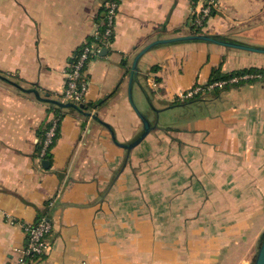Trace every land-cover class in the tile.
I'll return each mask as SVG.
<instances>
[{
    "label": "crops",
    "instance_id": "crops-1",
    "mask_svg": "<svg viewBox=\"0 0 264 264\" xmlns=\"http://www.w3.org/2000/svg\"><path fill=\"white\" fill-rule=\"evenodd\" d=\"M105 3L0 0V264H17L25 227L46 216L51 248L29 264H251L264 229V81L234 77L221 91L208 83L219 68L264 69V54L205 42L145 54L133 96L146 114L154 106L160 128L125 163L119 143L142 130L128 96L134 57L197 33L205 0H121L113 39L88 64L81 111L63 108L51 100L66 104L74 55L100 43ZM201 31L264 47V0H219ZM196 88L202 100L173 105Z\"/></svg>",
    "mask_w": 264,
    "mask_h": 264
},
{
    "label": "built area",
    "instance_id": "built-area-1",
    "mask_svg": "<svg viewBox=\"0 0 264 264\" xmlns=\"http://www.w3.org/2000/svg\"><path fill=\"white\" fill-rule=\"evenodd\" d=\"M120 1L106 0L104 20L101 25L103 30L101 35H98L100 43L96 45L86 44L74 55L71 68L66 71V87L61 95L63 102L81 104L86 101L90 86L88 76L86 75L88 64L92 59L99 57L103 49L102 47L109 45L113 39ZM218 5L219 0H208L206 4H203L195 19L196 25L203 27L206 19L211 15L213 9L218 8ZM216 84H221L220 87H222L225 85V82H215L211 84L212 88H216ZM202 91L203 89L196 88L183 95L181 94V97L191 98ZM59 121V118L54 119L45 132L40 145V160L47 158L50 149L54 145L57 138ZM52 228L50 220L46 217H42L39 222L25 227L29 237V244L24 249L16 250L19 254L17 264H29L32 261L30 258H40L49 252L51 248L49 236L52 234Z\"/></svg>",
    "mask_w": 264,
    "mask_h": 264
},
{
    "label": "water",
    "instance_id": "water-1",
    "mask_svg": "<svg viewBox=\"0 0 264 264\" xmlns=\"http://www.w3.org/2000/svg\"><path fill=\"white\" fill-rule=\"evenodd\" d=\"M195 42L212 43V44H217V45H221L224 47L241 49V50L264 54V47L251 46V45L243 44V43L236 42L233 40H228L220 36L206 34V33L185 34V35L171 37V38L158 39V40L151 42L150 44L145 46L143 49H141L134 57V60L130 68L128 96H129V100H130V103L133 109L135 110V112L137 113V115L139 116L142 122V130L131 141L126 142V143H119V145L123 149H125L127 152L125 163L127 162L132 149L138 146L153 130L160 128L157 122H153L150 119L148 114L144 113L143 111L139 109V107L137 106L134 100L133 92H134L135 84L139 81V70H140L139 63H140L141 58L148 52L160 46L180 44V43H195ZM106 51L107 50L105 49L103 53ZM30 91L34 92L39 97V93L36 90H30ZM51 102L56 103L62 106L63 108H74L76 110L81 111V107L73 103L63 104V103H60L54 100H51ZM113 136L116 139L114 132H113ZM253 264H264V229L261 232L260 244L256 252Z\"/></svg>",
    "mask_w": 264,
    "mask_h": 264
},
{
    "label": "trees",
    "instance_id": "trees-1",
    "mask_svg": "<svg viewBox=\"0 0 264 264\" xmlns=\"http://www.w3.org/2000/svg\"><path fill=\"white\" fill-rule=\"evenodd\" d=\"M207 2H208V0H205V4ZM215 10L216 9H213L211 15L215 12ZM195 28L194 29L197 31V33H201L202 32L201 31L202 27H198V26L195 25ZM128 73H130V70L128 71ZM249 75L252 78L251 79L242 80V81H244L242 83H245V82H253V81H256V80L257 81H259V80L264 81V69L249 68V69H244V70H238V71H235V72H232V73H229V74H223L221 72L220 68H219V69H217V70L214 71V74L212 75V78L210 79V82L208 84H213V83L219 82V81H228V80H231L234 77H240V76H244L245 77V76H249ZM223 88H224L223 86L222 87H216L213 90L214 91H216V90L221 91V90H223ZM204 96H205V94L202 93V94L196 95V96H194L192 98H188L186 100H183L181 102H176V103L174 102L173 105H178V104H181V103L189 104V103L197 102L199 100H202ZM50 236H49V238H50ZM37 258H39V257H32L30 259L32 261H34Z\"/></svg>",
    "mask_w": 264,
    "mask_h": 264
},
{
    "label": "rangeland",
    "instance_id": "rangeland-1",
    "mask_svg": "<svg viewBox=\"0 0 264 264\" xmlns=\"http://www.w3.org/2000/svg\"><path fill=\"white\" fill-rule=\"evenodd\" d=\"M262 76V75H261ZM248 78V77H247ZM222 84H224V83H222ZM220 87L221 86V84H216V86L215 87ZM183 94H185V93H182V95ZM197 95V94H196ZM196 95H194V96H196ZM181 96V95H180ZM190 98V97H189ZM192 98V97H191ZM206 98H208V97H206ZM186 99H188V98H182V99H180V100H173L175 103L176 102H181V101H183V100H186ZM137 101V104H139V106H140V108H142V109H144V106H142L141 105V103H140V101L138 100V99H136ZM154 106H150V108H148V107H145V110H146V112L149 114V116H150V119H155L156 117H157V111H156V109L155 108H153ZM141 110V109H140ZM190 115V112L188 111V112H186V114H181V113H175V114H172V115H170L169 117H165V118H163V117H160V124L162 123H164V121H166V118H167V120L169 121V122H171V123H176V121H181V119L182 118H187L188 116ZM161 116V115H160ZM263 221H261V222H264V211H263ZM252 221L253 220H250V228L252 229ZM259 222H260V220H259ZM260 229V228H259ZM259 229H257V233H256V236L254 237V238H257V242L255 243V245L253 244V248H251V253L253 254H255L256 252H257V250H258V248H259V244H260V236H261V234H260V230ZM250 238H252V235H250ZM255 259V258H254ZM254 259H251V264H253V261H254Z\"/></svg>",
    "mask_w": 264,
    "mask_h": 264
}]
</instances>
